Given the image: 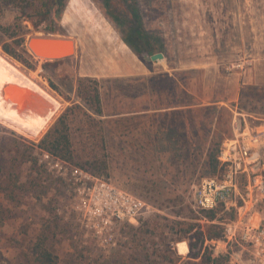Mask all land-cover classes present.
<instances>
[{
    "label": "rangeland",
    "instance_id": "374dc122",
    "mask_svg": "<svg viewBox=\"0 0 264 264\" xmlns=\"http://www.w3.org/2000/svg\"><path fill=\"white\" fill-rule=\"evenodd\" d=\"M130 2L128 0L127 4ZM253 2L258 5L259 16L256 15L262 20L261 40L257 42L253 39V24L249 22L253 19ZM49 3V15L58 24L57 32L76 42L72 56L54 62L31 57L28 64H23L0 48V57L57 102V108L39 130L28 125L27 131L18 128L16 125L23 122L0 107V264H35L31 246L43 229L47 231V246L58 256L57 264H154L152 260L162 264L164 256H169L174 264H198L199 257L193 256L198 253L200 242L192 252L187 246L196 241L195 238L154 248L160 238L164 237L165 243L168 238L157 229L155 221L163 217L190 221L195 223L197 231L205 234L212 223L200 218L192 208L189 191L193 183L209 175L206 154L211 144L217 142L220 146L231 136L235 109L245 114L249 124L264 125V0H135L142 27L159 35L164 43L163 51L154 52L162 53L163 57L155 60L146 53L138 57L123 41L115 19L131 16L124 1L69 0L59 17L54 0ZM0 11L1 23L10 22L15 16V9L8 7L5 0H0ZM23 23L29 28L27 37L35 29L31 21ZM138 60L152 71L149 86L154 106L165 107L174 99L178 102L179 98L184 105L190 100L185 89L181 92L174 89L173 76H164L163 69L174 74V68L183 67L176 70L177 78L188 91L199 96L196 108L154 119L176 127L175 142L179 150L150 151L144 144L148 139L140 130L139 135H131L129 126L141 125L129 123L125 118L100 117L141 102L134 98L145 92L147 78L116 76L139 63ZM207 61L215 63L218 70L215 66L202 68ZM196 63L201 65L186 68ZM235 63L241 66H232ZM212 67L215 71H211ZM18 74L0 64V84L8 81V76ZM80 77L98 80L102 113L97 115L86 110L104 120L108 179L146 199L153 207L148 214L129 222L140 230L134 240L131 239L132 226L124 224L117 232L119 243L112 249L100 248L86 235L77 215L69 209L70 196L51 175L42 173L49 185L47 191H36L29 186L30 163L16 150L22 144L30 147L34 156L33 146L56 118L73 103L83 104L76 95ZM206 94L209 99L223 95L224 102L205 103L202 98ZM75 127H71L73 140L76 147H81ZM11 173H18L20 182L27 188L21 203L12 202L4 193L7 176ZM223 212L218 211L214 220L230 217ZM145 229L148 232H144ZM240 248L233 244L228 251ZM159 253L163 255L157 257ZM225 264L237 262H231L228 256Z\"/></svg>",
    "mask_w": 264,
    "mask_h": 264
},
{
    "label": "built area",
    "instance_id": "2783aa9c",
    "mask_svg": "<svg viewBox=\"0 0 264 264\" xmlns=\"http://www.w3.org/2000/svg\"><path fill=\"white\" fill-rule=\"evenodd\" d=\"M233 114L239 117L234 116L231 136L219 147L218 172L191 185L190 204L196 211L234 210L233 219L210 221L222 226L220 237L204 241L212 256L226 254L237 264H264V125L249 124L237 109ZM33 152L37 163L70 196V211L100 248L117 247L121 225L153 210L146 199L55 156L38 143ZM233 244L241 248L230 253Z\"/></svg>",
    "mask_w": 264,
    "mask_h": 264
},
{
    "label": "trees",
    "instance_id": "16d2710c",
    "mask_svg": "<svg viewBox=\"0 0 264 264\" xmlns=\"http://www.w3.org/2000/svg\"><path fill=\"white\" fill-rule=\"evenodd\" d=\"M68 1L54 0L55 13L58 17ZM121 1H124L127 8L129 7V11H131L129 18L128 16H121L120 19H115L118 27L121 28L123 41L140 58L143 53L152 55L156 51H163L164 43L160 36L153 35L142 27L135 0H130V5L127 4L128 0ZM49 2L50 0H5L8 7L15 9V16L12 17L10 22H0V48L5 53L23 64H28L31 56L24 47V41L29 33V28L23 23L24 20L31 21L36 31L58 33V24L55 18H51L49 15L51 13ZM76 95L82 100L83 104L73 103L67 107L40 138L38 146L71 164L108 179L109 163L104 134V120L96 118L86 110L89 109L97 115L102 113L98 80L92 77H80L77 80ZM72 126H76L75 130L79 132L78 142L81 143V147L75 146L71 131ZM219 147V143L213 142L206 154L209 175H215L218 172ZM30 149V147L21 144L16 150L25 156L26 161L28 160L30 163L29 186L36 191L45 192L49 189V185L45 182L46 178H43L42 175L45 170L37 163ZM3 190L9 200L14 203H21L27 188H25L24 183L20 182L18 173H11L7 176L6 186ZM218 211H222V209L197 212L201 216L200 218L211 221L216 218ZM223 213L230 216L228 219H233L235 215L234 210ZM124 224L125 226H132L133 230L130 228V231H133L131 239L134 240V237L138 235V231L140 232L139 227L138 229L137 227L134 228V225L129 224V222L123 223L121 227ZM155 226H159L157 229H161L163 233L165 232L168 238H166V243L164 237L160 238L155 242L154 248L157 245L158 247L167 246L172 241L195 238L196 241L189 243L188 247L189 252H192L196 248L197 242H200L199 251L196 256H193L199 257L198 264H225L228 259V255L212 256V252L203 246L205 239L218 238L222 235V226L219 224L212 223L205 234L195 229V223L175 218L163 217V219H157ZM130 231L129 233H131ZM144 232H148L147 229ZM145 235L147 234L145 233ZM149 236L147 237L149 238ZM153 237H156V235ZM46 240L47 231L43 229L32 243L31 257L35 264H57L58 262L57 254L47 246ZM162 255L163 253H159L157 257ZM173 261L169 256H164L161 263L174 264ZM152 262L154 264L158 263L155 260H152Z\"/></svg>",
    "mask_w": 264,
    "mask_h": 264
},
{
    "label": "crops",
    "instance_id": "0c3cea01",
    "mask_svg": "<svg viewBox=\"0 0 264 264\" xmlns=\"http://www.w3.org/2000/svg\"><path fill=\"white\" fill-rule=\"evenodd\" d=\"M259 6H261V2H259ZM257 9H258V5L256 4V2H253V19H249V22L253 24V32H254L253 39H255L256 42L261 40V22H262L261 19H258L259 13L257 12ZM256 14H258V16ZM257 23H258V28H257ZM198 65H201V64L199 63L191 64L190 66L186 68H196ZM209 66H215L214 68L218 70L217 69L218 67L215 65V63L214 64L209 63L208 61L206 62V65L202 68L207 69ZM179 68L181 69L183 67L174 68V74L171 73V70L166 71L163 69L162 72L164 73V76H167V77H170L171 75L173 76L174 89H178L179 92H181L182 89H185L187 94L189 93V97H190V100L188 101L189 103L182 105V103L180 102V98H179L178 102H176V100L174 99L171 105L168 104L165 107L159 106V105L154 106V104H152V101H151L152 98L150 96L152 90L150 89V86H149V74H151L152 71L144 63L139 61V63L133 64L132 67H127L123 72L118 73L116 76L117 77H127V78L128 77L134 78V76H141L143 78L142 80H144V77L147 78L146 83H145L147 84L145 88V92H143L139 98L138 97L134 98V100H141V102L139 104H136L135 106L133 105L132 108L126 107L125 110H122V111L117 110L110 116L101 115L100 117H103L104 119L107 117L125 118L129 123L131 122L132 124L141 125V127H138V126L134 127V125H132V128L129 126V129L131 130V135L132 137L139 135L138 131L140 130V133H142V135L146 136L148 139V141L146 142L144 141L145 142L144 144L149 146L148 148L150 151L170 152V151L179 150V147H177V144L175 142L176 133L174 132L176 130V127L170 124H162L159 122L160 120H157V122L156 120H154L156 118L161 119L162 116H167L168 114H172V116H175L176 114H180L183 110H188L192 108L194 109L199 105L198 94L196 92L192 93L191 90L188 91V88L187 87L185 88L181 80L177 78L176 70H180ZM212 70L215 71L213 67L211 71ZM41 90L44 91L43 89ZM207 94H210V93H207ZM207 94L205 98H202V101L205 103L213 104L216 102L217 103L224 102L223 101L224 99H221L223 95H221V97L216 98V99H209L207 97ZM33 100L35 103L42 104L41 109H40L41 111L40 119L37 121L34 127L36 130H39L40 126L44 124V121L47 119L48 115L52 114L57 108V102L48 94L47 96L42 97L40 101H38L37 97L33 98ZM44 100H45L47 107L46 106L43 107ZM118 102L122 103L121 100H119Z\"/></svg>",
    "mask_w": 264,
    "mask_h": 264
},
{
    "label": "water",
    "instance_id": "95a60500",
    "mask_svg": "<svg viewBox=\"0 0 264 264\" xmlns=\"http://www.w3.org/2000/svg\"><path fill=\"white\" fill-rule=\"evenodd\" d=\"M24 47L31 57L54 61L72 56L76 50V42L72 37L61 33L34 30L26 37ZM162 57L163 54L160 52L150 55L152 60ZM0 99L4 102H12L19 110L26 108L30 100L26 91L12 85L0 90Z\"/></svg>",
    "mask_w": 264,
    "mask_h": 264
},
{
    "label": "bare ground",
    "instance_id": "6f19581e",
    "mask_svg": "<svg viewBox=\"0 0 264 264\" xmlns=\"http://www.w3.org/2000/svg\"><path fill=\"white\" fill-rule=\"evenodd\" d=\"M42 60H44V59H42ZM0 64H4L5 68L8 71H11L12 73L18 74L17 69L13 65L9 64L5 58L0 57ZM23 83H24V85H23ZM9 85L17 86V87L21 88L22 90L26 91V94L29 96V99H30L29 105L26 108L19 110V109H16L15 105L12 102H4L0 99V107L3 110H8L12 117H16V118L20 119L23 123L22 124L18 123L16 126L20 129L27 131L26 130L27 125L29 127H35V124L40 119V114H41L40 109H41L42 104L35 103L33 100V97H37L38 101H40V97L42 98V95H43V97H45V96H47V94H46V92L42 91L37 86H35L32 83V81L24 78L20 74H18L17 77L8 76V81L0 84V90H2L4 87L9 86ZM39 95H41V96H39ZM43 102L42 103H43V107H44V106H46L45 100ZM25 131H23V132H25Z\"/></svg>",
    "mask_w": 264,
    "mask_h": 264
}]
</instances>
